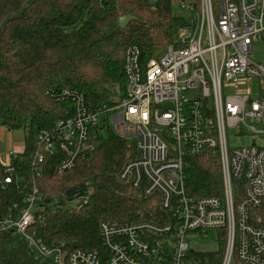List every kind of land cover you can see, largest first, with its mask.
<instances>
[{"label":"built area","instance_id":"2783aa9c","mask_svg":"<svg viewBox=\"0 0 264 264\" xmlns=\"http://www.w3.org/2000/svg\"><path fill=\"white\" fill-rule=\"evenodd\" d=\"M171 3L173 14L188 20L176 45L144 64L137 48L128 49L124 97L112 107L97 109L81 95L62 91L60 99L70 110L52 130L39 132L31 165V176L39 178L40 164L55 157L54 173L63 175L92 151L90 141L109 129L133 148L118 181L155 200L164 219L101 222L102 253L67 254L62 245L48 247L34 236L43 196L33 184L17 220H1L0 232L23 237L39 263L190 264V235L224 231L219 264H264V65L251 58L253 43L264 39V0ZM229 133L249 145L231 148ZM187 156L217 158L220 197L194 199L187 193ZM7 171L9 185L15 179L13 169ZM88 196L79 189L70 202L77 208Z\"/></svg>","mask_w":264,"mask_h":264},{"label":"trees","instance_id":"16d2710c","mask_svg":"<svg viewBox=\"0 0 264 264\" xmlns=\"http://www.w3.org/2000/svg\"><path fill=\"white\" fill-rule=\"evenodd\" d=\"M173 11L171 0H0V126L23 138L22 151L8 148L5 163L0 161V221L17 220L33 184L43 196L42 220L33 226L34 236L48 247L62 245L67 254L102 253L101 222L164 219L155 200L118 181L133 148L109 129L93 138L92 151L63 175L54 173L55 157L40 164L39 178L31 176V165L39 132L52 130L70 110L60 93L75 92L97 109L119 103L128 49L137 48L144 64L175 46L178 30L188 26ZM123 16L135 20L121 29L118 20ZM8 168L15 180L6 185ZM184 173L185 189L194 199L221 196L217 158L187 156ZM80 185L89 191L88 200L72 208L64 193ZM208 234L216 248L193 252L190 264L220 263L225 232ZM0 264L53 263L34 260L24 238L6 230L0 232Z\"/></svg>","mask_w":264,"mask_h":264},{"label":"rangeland","instance_id":"374dc122","mask_svg":"<svg viewBox=\"0 0 264 264\" xmlns=\"http://www.w3.org/2000/svg\"><path fill=\"white\" fill-rule=\"evenodd\" d=\"M173 10H176V8L173 6ZM251 58L254 62L260 63L264 65V39L260 41H256L253 43L252 46V53ZM18 136H21L19 133H9L6 130H4L0 126V161L1 163H5V156L8 151L7 147V140L10 138H16ZM229 144L231 148H236L239 146H247L249 143H241L238 138L231 137V134L229 133ZM70 207L74 208L77 205L76 201H71L69 203ZM188 243L190 246V249L194 252H208L213 251L216 248V245L212 242L210 234L208 235H199V234H193L190 235L188 238ZM225 246V245H224ZM225 247L223 248V250Z\"/></svg>","mask_w":264,"mask_h":264},{"label":"water","instance_id":"95a60500","mask_svg":"<svg viewBox=\"0 0 264 264\" xmlns=\"http://www.w3.org/2000/svg\"><path fill=\"white\" fill-rule=\"evenodd\" d=\"M135 18L132 17V16H123V17H120L119 20H118V26L119 28L123 29L127 26V24H129V22L131 21H134ZM83 186L80 185L78 187H74V188H71L69 190H67L65 193H64V197L65 199L69 200L71 199L72 195L74 193H76L79 189H82Z\"/></svg>","mask_w":264,"mask_h":264},{"label":"crops","instance_id":"0c3cea01","mask_svg":"<svg viewBox=\"0 0 264 264\" xmlns=\"http://www.w3.org/2000/svg\"><path fill=\"white\" fill-rule=\"evenodd\" d=\"M7 147L12 148L16 153H20L22 151V147H23L22 136H18L16 138L15 137L10 138L9 140H7Z\"/></svg>","mask_w":264,"mask_h":264}]
</instances>
